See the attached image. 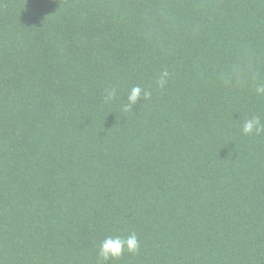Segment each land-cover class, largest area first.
Returning <instances> with one entry per match:
<instances>
[{"label":"trees","instance_id":"1","mask_svg":"<svg viewBox=\"0 0 264 264\" xmlns=\"http://www.w3.org/2000/svg\"><path fill=\"white\" fill-rule=\"evenodd\" d=\"M258 82L264 0H0V264H264Z\"/></svg>","mask_w":264,"mask_h":264},{"label":"clouds","instance_id":"2","mask_svg":"<svg viewBox=\"0 0 264 264\" xmlns=\"http://www.w3.org/2000/svg\"><path fill=\"white\" fill-rule=\"evenodd\" d=\"M234 83L236 85H243L246 81L243 78L245 75L242 70L233 69ZM254 69L249 65L248 73L251 74ZM169 79V72L167 70L161 71L156 85L158 88L163 89ZM255 95L257 97L264 98V82L256 83L254 88ZM115 89L107 90L105 94V100L111 101L115 97ZM151 91L140 85H134L127 96V102L122 105L121 110L128 112L133 110L141 100H149L151 98ZM241 134L244 136H260L264 134V122L261 121L260 116H251L246 118L242 122L240 128ZM140 241L135 232H131L126 236L115 235L107 236L100 243L98 248L99 264H108L109 261L118 260L125 252L129 254H135L139 251Z\"/></svg>","mask_w":264,"mask_h":264}]
</instances>
